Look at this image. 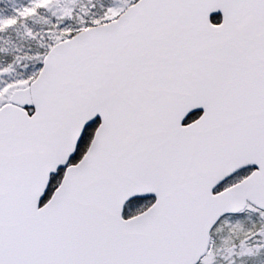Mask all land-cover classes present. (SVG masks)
<instances>
[{
	"label": "snow or ice",
	"instance_id": "snow-or-ice-1",
	"mask_svg": "<svg viewBox=\"0 0 264 264\" xmlns=\"http://www.w3.org/2000/svg\"><path fill=\"white\" fill-rule=\"evenodd\" d=\"M0 264H264V0H0Z\"/></svg>",
	"mask_w": 264,
	"mask_h": 264
}]
</instances>
